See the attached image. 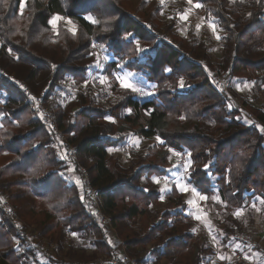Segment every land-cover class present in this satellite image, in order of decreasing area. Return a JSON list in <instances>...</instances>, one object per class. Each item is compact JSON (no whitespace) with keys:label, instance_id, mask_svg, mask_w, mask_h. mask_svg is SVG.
<instances>
[{"label":"trees","instance_id":"obj_1","mask_svg":"<svg viewBox=\"0 0 264 264\" xmlns=\"http://www.w3.org/2000/svg\"><path fill=\"white\" fill-rule=\"evenodd\" d=\"M21 2L25 3L23 16ZM195 3L223 32L220 67L229 83H253L261 105L245 99L236 105V94L227 95L215 87L211 71L205 68L210 63L207 43L178 36L177 16L163 21L160 14L165 8L160 0H0V98L9 118L19 121L25 111H31L15 80L27 84L36 96L49 93L62 81L66 86L85 83L93 61L91 39L104 46L113 70L121 71L122 66L132 71L136 81L153 91V96L142 97L122 89L117 103L107 108L93 92L77 100L71 95L56 96L49 104L64 143L76 148L79 163L89 172V183L100 194L101 209L111 227L102 225L79 200L77 185L69 186L56 174L70 165L61 159V143L37 121L31 135L15 136L6 144V151L16 159L0 165V264H99V256H117L109 240L112 231L136 264L163 260L210 264L216 251L201 244L186 214L189 205L183 194L176 186L165 194L152 181L169 175L171 156L148 155L153 158L133 159L125 165L109 156V149L122 148L126 142L115 138L116 133L131 127L141 138L160 137L164 143L157 140L158 147L190 152L191 168L184 181L207 195V203L220 209L211 199L219 196L221 209L235 213L264 199V134L250 118L252 114L264 127V0L259 4L256 0ZM57 15L62 19L53 28L49 21ZM68 19L76 26L75 34L66 27ZM21 20L29 22L27 35L33 40L26 47H13L17 54L13 57L8 37L19 35L15 24ZM41 38L48 45L30 49ZM136 43L147 51L138 52ZM169 68L171 72L166 71ZM13 144L29 151L22 154L19 146L11 150ZM41 156L47 160L40 162ZM161 196L168 198L172 208H158ZM73 232L88 241L87 247L70 246L65 254L62 251L63 258L52 259L42 239L57 242L63 249ZM231 236L228 233L222 240L225 249ZM91 248L94 252L88 255ZM150 255L154 259L148 261Z\"/></svg>","mask_w":264,"mask_h":264},{"label":"rangeland","instance_id":"obj_2","mask_svg":"<svg viewBox=\"0 0 264 264\" xmlns=\"http://www.w3.org/2000/svg\"><path fill=\"white\" fill-rule=\"evenodd\" d=\"M151 1H155V0H151ZM170 4L172 6H170ZM193 5L194 4H189L188 0L186 1L164 0L162 6L165 9H163V12H161L160 18L163 21H171L173 17L176 15L177 20H178V28L175 30V32L177 33L178 36H181L185 38L186 40H189L190 37L192 36L193 38L194 37L196 39L200 38V40L207 42V45H208L207 49H209L210 51L208 55L210 56V63H211V66H213V68L211 69L209 66L207 67L208 63H205V67H207V69L211 71V75H212L211 78L213 79V83L215 87L220 89V91L221 89H223L222 92L226 93L227 95H230L231 93L234 95L236 94L237 96H233L234 102L236 103V105H240L241 99H245L249 102L255 101L257 105H261L263 101H262V98L258 94V87H256L253 83H248L246 81L241 82V83L234 81L232 82L233 85H231V82L229 83V80L227 78L228 74L222 71L220 67V61L223 55L221 54V51L219 49L218 40L215 38V35L217 33L220 34V32H218L220 28H218L217 24L214 22L212 17L211 19L207 17V14L204 10H202L201 8L197 9ZM20 12H21V9H20ZM21 14L23 16V12H21ZM182 14H187L188 19L186 21H182L180 19V16ZM69 21L67 20L68 24L67 26L66 25L65 26L73 30L75 27L71 23H69ZM213 23L216 26L215 32H213L212 28L210 27V24H213ZM29 25L30 24L28 21L26 22V21L21 20L20 22H17L15 24V27L17 28V30H19L18 31L19 35L8 37L9 38L8 41L11 42V43L10 42L8 43L12 45V46H9L10 47L9 53L13 57L17 56L16 52H14L13 50V47H26L25 45H29L30 41L33 40V39H30L29 36L27 35V28L29 27ZM59 25L60 23L58 21L56 27H58ZM197 26H199V28H197ZM194 33H198L199 36H197ZM45 39L46 38H41L40 40L35 39L34 41L36 42V44L33 43L30 49L34 50L33 45L35 47H38L43 44L48 45L49 42H46ZM167 39L169 40V37H167ZM62 41L63 39H61V42ZM90 42H91L90 50H91V56L93 57V61H92V68L89 70V74L90 76L93 75L92 77L94 78L93 80L94 86L96 87V89L100 91L99 98L102 97L104 99L101 105L106 108L109 106L112 107L115 103H117V101L121 97L120 90H122L116 80V77L118 75L126 76L129 71L126 69H123L122 66H120L121 71L113 70L111 68V64L113 63V61L110 60V57L106 53L104 46L100 47L101 44L99 43V45H97L96 43L93 42L92 39ZM93 44H96L97 47L93 48L92 47ZM103 44L106 45L105 43ZM136 44L140 48H142V46L139 43H136ZM41 53L42 52H40V54ZM36 55H39V54H36ZM22 61L25 65L29 64L28 63L29 60H27L26 58L25 59L23 58ZM120 67H118L117 69H119ZM101 75H104L108 78L107 82L104 85H101L99 83V77ZM90 76H88V79ZM66 78H67L66 80L70 81V79H68L67 76ZM135 78H136L135 75L132 77H129L130 82L137 85V87L142 89L143 93L145 94H142L141 92H138V93L142 97L153 96V91L151 90L150 86L139 83L138 81L134 80ZM12 79L15 80L14 78ZM15 81L18 82V86H20L21 91H23L25 98L29 102L31 111H25L21 115V119H19V121H17L14 118H9L7 112H5L4 110L3 101L0 98V123L3 124V126L0 127V134L2 136V139L0 141H2L1 144L3 146L1 150V154H0V165L3 163H6L8 159H16V157L13 154L8 153L6 151V144L10 143L11 141L13 142V139L15 136L24 137V136L31 135V133H33L37 129L36 121L38 122V126H41L42 128L44 127L50 132L51 134L50 137L54 141H56L57 143H60L59 139L55 137L54 133H52L53 131L46 126L47 124L41 123V121L37 118L38 114H37V109L35 108L36 105H34V101L32 99L33 97L35 99L42 97L43 99V95H44V100H43L44 106L46 109L49 110L52 116L54 112H53L52 106L49 105L50 102L52 101V95L54 96L56 95L57 97L60 98V97H66V96L69 97L72 93L76 98L75 100H77L81 96H86L81 93V90L83 89V87H85V83L87 81L79 85L76 84L75 82H71L67 84V86L62 81L60 85H58L57 88L49 90V93L47 91L41 92L40 94H38V96L30 92L27 84L23 83L22 81H18V80H15ZM231 86H233V88H231L230 90L229 87ZM27 91H29V93L31 94H28ZM149 92H151L152 95L146 94ZM74 96L71 95V97H74ZM0 97H1V94H0ZM68 97L65 98V101H67ZM235 97H238V98H235ZM65 101L63 102L65 103ZM118 113H121V112H118ZM123 113H125V111H123ZM6 122H9L7 127L5 125ZM55 123L57 124L56 121ZM118 127L122 128L120 126ZM116 134L117 135L115 136V138H119L121 140L126 139L125 140L126 142L122 148L109 149V156H112L115 159L117 158L119 160L122 159L121 162L124 165L127 163H131L133 159H151L156 156L162 157L163 155H166L168 157L171 156V159H174L173 164L170 166V169L174 165H178V159L183 158V159H187V162H190L189 160L190 157L188 156V152H185V151L179 152L181 153V156L179 157L176 155H173L171 154V152H169L168 148L166 147L163 148L161 146L158 147L157 140L153 138L144 139V138L139 137L137 135L136 129L133 127H131L130 130H126L125 132H122V134L121 133H116ZM219 135L220 133L216 134V138L219 137ZM18 146L21 149L22 154L29 151L28 150L29 148L22 149L21 148L22 145H14V144L12 145L11 150H16ZM127 146H130L132 148L130 152L124 150ZM148 155H151V156L154 155V156L151 158H147ZM45 158L42 156L39 157L40 162L47 160V156H45ZM68 163L70 165L69 169H72L71 171L69 169H66L65 171H59V172L56 171V174H59L61 177H63L64 181L66 183L68 182L69 186H72L74 184L79 185L84 180L85 176L90 182L89 172L87 171L85 167H83L79 163V158L76 161H70ZM82 169H84L85 172L83 171L82 173L81 172ZM56 174H52L54 178ZM172 174H173L172 179L175 180L176 184L180 182L187 184V182L184 181L185 171L183 169L181 170L179 166L173 167ZM33 175H34V171L31 173L30 176H33ZM9 177H11V175ZM60 179L62 180V178ZM77 179H79L80 181L79 184L76 183ZM173 180L169 181V183H163V184L161 183L158 185L162 187V189L170 190L174 184ZM52 184L55 185V182L53 181ZM76 189L81 191L78 196L79 200L81 202H87V199L90 197V193L86 192L87 188L85 187L83 190L81 188H78L77 186ZM183 197L186 202L188 200L195 201V203L192 205L188 204L190 207L188 218H189V221L192 223V226L195 229L196 234L199 236L201 244L207 243L216 251V255L214 256L213 261H211L212 262L211 264H264V204L260 203L261 199H257L256 201L251 202L248 206H246L243 209L242 215L237 217L234 215V213H228L224 209H221L224 206L221 202L215 201V203H217L220 206V209H219L215 205L209 204L206 201H199L198 197H195L191 192L183 193ZM166 202L167 200L163 199L161 204L158 206V208L159 209L172 208L171 207L172 205L171 204L169 205ZM253 204H255L256 208H259L260 211H257L256 208H253L252 207ZM4 205H5L4 207L8 208L9 204H4ZM196 216H199L200 219L197 220ZM228 233L232 234L231 236L232 243H233L232 245L234 246L235 243L239 244L241 246L239 250L242 253L239 254L238 252L234 251L233 250L234 247L233 249L231 248L225 249L224 247L221 248L220 244L222 242V239ZM109 236L112 238L111 235ZM213 237H215V239H213ZM42 241H44L43 244L46 245V247H48L49 253L51 255L50 257L54 260H57L59 257L63 258L62 251L65 254L70 248V246H77L79 244H82L81 246L87 247L86 244H88L87 240L81 237H78L77 235L75 238L72 235L68 237L66 243L63 244L64 250L60 249V247L57 245V242L52 243L50 240H47V239L45 240L42 239ZM70 242L72 244H69ZM254 247L257 249L256 251L253 249ZM143 250L145 249L143 248L140 249L142 254L145 253ZM93 252H94L93 248H91L90 251H88V255H91V253ZM116 255L118 254L116 253ZM221 255L227 258L224 260H221L219 259ZM126 256H127L126 257L127 259H130L132 261H134L135 259L133 257H130L128 254H126ZM102 257L103 255L99 256V258L97 259V263L111 264V261L107 260V257L105 256L103 258ZM245 257H249V258L246 259ZM153 259L154 258H152L151 255L150 257L147 258L148 261H151ZM40 260L43 261L44 259H40ZM161 264H168V263L165 262V260H163Z\"/></svg>","mask_w":264,"mask_h":264},{"label":"built area","instance_id":"obj_3","mask_svg":"<svg viewBox=\"0 0 264 264\" xmlns=\"http://www.w3.org/2000/svg\"><path fill=\"white\" fill-rule=\"evenodd\" d=\"M170 6H172V5L170 4ZM92 76H90L88 81L85 83V87H83V89L81 90V93L84 95H88L90 92H93L98 97L100 103H103L104 99L102 97L99 98V95H100L99 92L100 91L98 89H96V87L94 86V82H93L94 78ZM27 92H28V94H31V93H29V91H27ZM71 95L74 96L73 94H71ZM53 99H56V95L52 96V100ZM33 101H34V105H36L35 108L37 109V114H38L37 118L41 121V123H43V124L46 123L47 124L46 126L48 128H50L53 131V132L52 131L51 132L55 134V137L59 139V142L61 143V146H62V151H63L62 154H63V156L66 157L65 161L70 162V161L78 160V155H77V151H76L75 147L70 145V144L67 145V143H64L63 133L59 129L57 124L55 123V119H54L53 115L51 116L49 110L45 108L43 99L37 98ZM41 115H43V119H41ZM124 150L130 152L132 150V148L130 146H127ZM186 162H187V159H183V158L178 159V165H179L181 170L182 169L184 170L183 165ZM83 171L85 172L84 169L81 170L82 173H83ZM77 186H78V188H81L83 190L86 187L87 188L86 192L90 193V197L87 199V202H83V203L94 212L96 219L99 220L102 225H104L106 227H111L110 218L101 209V198L99 196L100 194L96 191V189H94L90 185L86 176L84 177V180ZM120 243H121V245H123L122 242H120ZM244 250H246V249H244ZM105 257H107V260L111 261V264H136L135 261L127 259L126 258L127 256L125 253L124 254H118L117 256H112V257L105 256Z\"/></svg>","mask_w":264,"mask_h":264},{"label":"snow or ice","instance_id":"obj_4","mask_svg":"<svg viewBox=\"0 0 264 264\" xmlns=\"http://www.w3.org/2000/svg\"><path fill=\"white\" fill-rule=\"evenodd\" d=\"M163 2H164V0H161V4H163ZM256 2L259 4V3L262 2V0H256ZM188 3H189V4H193V0H188ZM19 6H20L21 11H23V9H24V7H25V3H24V2H21ZM193 6H194L195 8H197V9H199V8L202 7V5H201L200 3H195ZM61 19H62V17H60L59 15H57V16H55L54 18H52V19L49 21V23L52 25L53 28H56L58 21H60ZM180 19H181L182 21H186V20L188 19L187 14H182V15L180 16ZM91 22H92L93 24L96 23L95 20H92ZM69 23H71V22L69 21ZM210 27L212 28L213 32L216 31V26H215L214 23H213V24H210ZM197 28H199V26H197ZM106 30H107V29H106ZM72 31H73V34H75V30L73 29ZM216 39H217V40H220L221 37H220L219 35H217V36H216ZM92 47L95 48V47H97V45H96V44H93ZM100 47H103V45L101 44ZM137 51L140 52V53H145L147 50L142 49V48H140V47L137 45ZM166 71L171 72V69H170V68H169V69H166ZM134 75H135V73H132L131 71H129V72L127 73L126 76L118 75V76L116 77V80H117V82H118V84H119V86H120L121 89H124V90H130V91H132V92H134V93H135V92H141L142 94H145V93H143V90H142V89L138 88L137 85H135V84H133V83L130 82L129 77H132V76H134ZM107 79H108V78H107L106 76L101 75V76L99 77V83H100L101 85H104V84L107 82ZM153 87H155V85H154ZM179 87H180L181 89H183V88L185 87L183 79H181V80L179 81ZM221 91H223V89H221ZM146 94H147V95H152L151 92L146 93ZM32 99L35 100L34 97H33ZM41 119H43V115H41ZM109 119H110V118H109ZM180 119H184V117L181 116ZM2 126H3V124L0 123V127H2ZM260 131L264 132V128H261ZM157 140H158L160 143H164V141H163L160 137H157ZM110 151H111V150H110ZM169 152H172L173 155H176V156H178V157L181 156V153H179V152H175V151H174L173 149H171V148H169ZM188 156H189V157L191 156V153H190V152L188 153ZM65 158H66L65 156H62V157H61V159H65ZM178 166H179V165H174L173 167H178ZM183 167H184V171H185V172H188V171L190 170V168H191V163H190V162H186V163L183 165ZM208 167H209V166L206 165V166H205V169H207ZM69 170L71 171L72 169H69ZM152 181H153V183H155V184H160V182H161L160 179H159L158 177H153V178H152ZM76 183H77V184L80 183L79 179L76 180ZM165 183H167V178H165ZM177 189H178V191H179L180 193H182V194H183V193H189V192H191L195 197H198L199 201H207V200L209 199V197H208L207 195L202 194V193L199 192L195 187H191V188H190V187L188 186V184L183 183V182H180V183L177 184ZM164 190H165V189H161L162 192H163ZM81 198H82V197H81ZM163 198H164L163 196L160 197L161 200H163ZM211 199H212L213 201L222 202V201H220V197H219V196H216V195L212 196ZM194 203H195L194 200H188V201H187V204H189V205H192V204H194ZM260 203H261V204H264V199H262V200L260 201ZM252 207H253V208H256V205L253 204ZM256 210H257V211H260L259 208H256ZM242 213H243V209H238V210L234 213V215L238 217V216L242 215ZM196 219L199 220L200 217H199V216H196ZM17 227H19V225H17ZM72 236L75 238V237H76V233L73 232V233H72ZM213 239H215V237H213ZM240 247H241V246H240L239 244H237V245L234 246V250H239ZM226 258H227V257H225V256H223V255H221V256L219 257V259H221V260H224V259H226ZM245 258L248 259L249 257H245Z\"/></svg>","mask_w":264,"mask_h":264},{"label":"crops","instance_id":"obj_5","mask_svg":"<svg viewBox=\"0 0 264 264\" xmlns=\"http://www.w3.org/2000/svg\"><path fill=\"white\" fill-rule=\"evenodd\" d=\"M68 21H69V19H68ZM68 24V23H67ZM72 24V23H71ZM73 25V24H72ZM75 28H74V30H76V26L75 25H73ZM178 28V27H177ZM176 28V29H177ZM175 29V30H176ZM218 32H220V34L219 33H217L216 35H215V38H216V36L217 35H219L221 38H222V31L221 30H219ZM194 34H196L197 36H199L198 35V33H194ZM191 38H193L192 36L190 37V39ZM189 39V40H190ZM193 39H195V41H197V40H199V41H201V42H205V41H203V40H200V38H193ZM207 43V42H206ZM218 43H219V49H220V51H221V54H222V42H221V39L220 40H218ZM208 46V45H207ZM208 53H210V51H209V49H208ZM223 55V54H222ZM209 58H210V56H209ZM209 64H211V63H209ZM208 64V65H209ZM208 65H207V67H208ZM207 67H205L206 69H207ZM135 80V79H134ZM231 85H233V83H232V81H231ZM232 88H233V86H231ZM252 115V114H251ZM250 115V118L251 119H253V121L255 122L254 123V125H255V127L256 128H258L259 130L261 129V128H264L262 125H260V124H258L257 122H256V120H255V117L254 116H251ZM262 132V131H261ZM263 134H264V132H262ZM122 160V159H121ZM172 161H174V159L172 160ZM172 171H173V167H171V170H170V173H169V175L167 176V177H160L159 179H160V184L162 183H165V178H167V183H169V181H171V180H173L172 178H173V174H172ZM171 179V180H170ZM173 186H172V188L170 189V190H164L163 192L166 194V193H170L172 190H173V188H174V186H176L177 187V184H176V182H175V180H173ZM167 186V185H166ZM189 186V185H188ZM161 189H162V187H161ZM163 199H165V200H167V202L166 203H168V198L166 199V198H163ZM162 202V201H161ZM189 211H190V207L188 208V211H187V216H188V213H189ZM112 232H114V231H112ZM112 232H110V234L109 235H111L112 236V238L110 237L109 238V240H110V242H111V244H112V246H113V248H116V250H117V254H126V251H125V248H124V245H121V243L120 242H122L119 238H117V236L114 234V233H112ZM198 236V235H197ZM199 237V236H198ZM223 240V239H222ZM221 244H222V242H221ZM220 244V245H221ZM233 243H232V241H231V243L229 244V246H227L226 248L227 249H233V247L235 246V245H237V243H235L234 244V246L232 245ZM221 248H223V246H221ZM255 251L257 250L255 247L253 248ZM252 249V250H253ZM234 250V249H233ZM243 250V249H242ZM234 251H236V252H238L239 254L240 253H242V252H240V250H234ZM250 254V253H249ZM248 254V255H249ZM247 255V256H248ZM214 259V258H213ZM213 259H212V261H213ZM212 262H210V264H211Z\"/></svg>","mask_w":264,"mask_h":264}]
</instances>
